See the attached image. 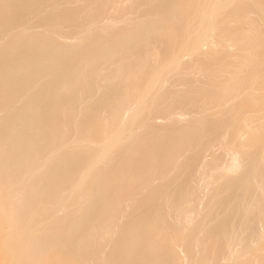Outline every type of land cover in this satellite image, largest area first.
<instances>
[{"label": "bare ground", "instance_id": "1", "mask_svg": "<svg viewBox=\"0 0 264 264\" xmlns=\"http://www.w3.org/2000/svg\"><path fill=\"white\" fill-rule=\"evenodd\" d=\"M0 264H264V0H0Z\"/></svg>", "mask_w": 264, "mask_h": 264}, {"label": "rangeland", "instance_id": "2", "mask_svg": "<svg viewBox=\"0 0 264 264\" xmlns=\"http://www.w3.org/2000/svg\"><path fill=\"white\" fill-rule=\"evenodd\" d=\"M204 174H207V175H204ZM223 174L232 175L235 173H197L195 176V179H196L195 181L200 182V183L210 182L211 180H214V177H218Z\"/></svg>", "mask_w": 264, "mask_h": 264}]
</instances>
